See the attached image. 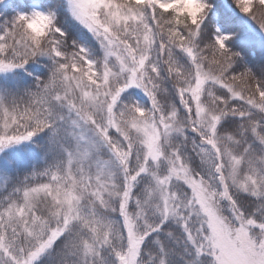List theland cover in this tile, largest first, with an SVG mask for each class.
Here are the masks:
<instances>
[{
    "label": "snow or ice",
    "instance_id": "snow-or-ice-1",
    "mask_svg": "<svg viewBox=\"0 0 264 264\" xmlns=\"http://www.w3.org/2000/svg\"><path fill=\"white\" fill-rule=\"evenodd\" d=\"M0 264H264V0H0Z\"/></svg>",
    "mask_w": 264,
    "mask_h": 264
}]
</instances>
